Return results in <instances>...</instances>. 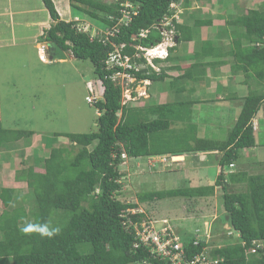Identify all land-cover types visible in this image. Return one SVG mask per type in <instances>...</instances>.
Instances as JSON below:
<instances>
[{"label":"trees","instance_id":"obj_1","mask_svg":"<svg viewBox=\"0 0 264 264\" xmlns=\"http://www.w3.org/2000/svg\"><path fill=\"white\" fill-rule=\"evenodd\" d=\"M42 1L56 22L40 41L59 44L74 55L69 59L90 60L94 65L95 83L103 85L104 97L96 103L100 114L95 131L57 132V136L70 137L72 145H49L51 153L45 157L43 167L24 165L21 170L28 168L26 175L21 176V170H17L19 175L15 181L25 180L28 189L0 187V198L5 205L0 209V264H174L172 258L159 256L141 242L135 227L148 220V215L132 209L139 208L143 202L171 197L195 200L213 197L217 186L223 191L221 204L225 209L218 221L228 223L229 228L237 232V239L231 241L234 236H228V230H223L225 245H216L208 252L206 248L214 244V240L179 234L184 245V263L209 253L214 259L220 258L219 262L205 264H264V168L259 173L235 168L241 151L257 144L254 120L264 102V1L226 21L229 27L219 34L230 39L227 46L220 47L216 40L209 38L200 43L196 31L204 25H212L214 19L197 16L193 22L174 20L180 43L197 39V48L192 53L178 55L174 52L179 45L175 46L165 60L155 59L157 64L172 63L158 70L148 64L145 57H133V61L144 63L140 70H128L137 80L167 83L172 91L188 90L186 84L189 82L205 83L206 78L210 80V71L220 77L222 69L233 71L240 82L248 83L250 79V84L256 86L246 96H237L234 85L230 87L229 83H224L222 87L219 84L229 91L225 100L241 98V102H236L241 104V110L228 138L217 144L212 139L199 138L198 134L189 135L188 139L193 138L195 144L177 148L168 146L167 141L158 144L162 131L171 127L175 117L173 102L123 105V87L111 78L114 71H122L123 67L108 69L106 66L109 54L115 50L112 42L119 46L124 44L122 53L134 56L139 51L137 46L151 47L161 41L163 34L159 23L165 15L173 13L170 9L173 0H70L74 13L95 20L106 31L117 26L123 3L129 1L139 6L132 21L128 25L120 24L119 32L110 36L111 41L106 43L101 35L92 39L89 32L78 30L75 22L62 20L53 0ZM189 4L190 0H184V6L189 7ZM143 29H150L145 37L139 35ZM103 36L106 37V32ZM190 60L192 62L186 64ZM169 70L180 73L174 77ZM169 78L172 80L168 82ZM196 87L194 85L190 90L195 91ZM191 125L195 126L194 123ZM34 133L35 130H12L3 126L0 106V149L4 142L13 143L22 138L29 146ZM45 140L47 144L51 142ZM34 152L27 155V160L39 157L37 148ZM123 153L142 160L160 154L171 157L189 153L199 159L203 153L209 160L217 157L220 172L214 184L141 191L137 194L138 201L134 202L119 197L123 190ZM42 155L43 151L40 158L44 157ZM186 157L191 160V154ZM38 159L34 161L42 163ZM227 168L232 172L226 176ZM237 183L241 186L237 187ZM39 226L58 231L51 237L41 235Z\"/></svg>","mask_w":264,"mask_h":264},{"label":"rangeland","instance_id":"obj_2","mask_svg":"<svg viewBox=\"0 0 264 264\" xmlns=\"http://www.w3.org/2000/svg\"><path fill=\"white\" fill-rule=\"evenodd\" d=\"M55 1L61 19L67 22L80 20L78 26L84 31L90 32L91 38L99 34L103 37V33H108L105 27L95 20L74 13V10L69 8L72 4L68 0ZM103 1L110 2L111 0ZM197 1L200 2V0H196L191 3L192 7H186L184 6V0H181L182 3L179 8L183 10L184 14H180V22H193L197 16L214 18L212 27L203 26L196 31L197 39L200 38L201 43L207 36L208 38H216L219 46L224 47L229 44L230 40L227 37H221L219 30L222 31L227 29V26L229 27L226 21L236 18L237 13L245 12L248 8L257 6L264 0H201L202 3L200 2V4L203 9L198 7L199 2ZM36 2L40 4L41 0H36ZM31 16H35V20L38 18L43 19L41 24L45 28V32L41 31L40 35L46 34L47 29L50 28L53 22H56L47 10L44 14L39 12ZM16 30L19 32L18 27H16ZM10 31L9 27L0 22V36L1 33L10 35ZM215 32H218V34ZM197 39L182 41L174 53L178 55H184L185 52L192 53L197 48ZM39 40L35 41L36 43L34 42L36 48H34V43L29 41H26L24 45L22 42L18 45H7L6 42H3L0 45L1 122L3 126L12 130H35L29 146L24 144L26 141L24 138L13 143H3V147L0 149V187L6 185L19 186L22 189L27 188L25 180L20 179L21 181L16 182L14 179L16 176L18 178L19 172L17 170L20 166L34 164L43 167L45 157H49L51 153L49 145H72L70 137L57 136V132L77 134L97 129L96 121L99 108L86 100V96L89 94L86 82L88 80L96 81L93 63L90 60L71 58L67 59L65 63L51 60L49 63H43L38 56V48L42 43ZM168 64L172 63L163 61L157 65L161 67ZM169 72L174 77L180 73L177 70H169ZM239 74L244 75V72L239 71ZM171 78L168 79V82L172 80ZM237 80L235 73L229 70H225L224 75L220 78L211 77L210 80L206 78L207 86L209 85L208 88L212 94L204 88L205 83L189 82L186 84L189 89L180 92L169 90L167 83L152 84V81H150V85H145V82L141 83L140 81L139 84L141 85L136 84V88H140L138 90V96L140 95V97L129 100V104L144 106L151 103L173 102L175 117L171 127L166 131H162L164 133L161 132L163 135H161L160 142H158L159 145L164 144L166 141V143H169L168 146L172 148L183 147L188 143L195 144L193 138L188 139V137L196 134L199 138L212 139L214 143L218 144L224 142L233 129L235 120L241 110V104L239 103L241 98L238 100H235L237 99L235 98V101L230 98L228 100H215L217 93L224 96L228 95L229 91L222 87H224V83L229 82L232 85L234 84L233 90L236 91L237 96H246L256 88V86L253 87L250 84V79H248V83ZM120 82L123 85L127 83L123 77H121ZM194 85L197 86V89L195 91L190 90V87H194ZM145 86L148 88L147 93L144 90ZM99 90L100 87H98ZM237 101L239 102L236 103ZM191 123H194L195 126H192ZM254 124L257 144L255 147L245 148L241 151L240 158L237 161L238 165L235 167L236 170L248 169L251 173L263 171L264 102L257 118L254 120ZM44 138L51 142L47 144ZM35 148H37L39 157L27 160V155L31 156L35 153ZM39 149L43 151V158H40L41 151ZM22 154L23 156H21ZM189 154H191L193 162L192 167L186 157ZM189 154H185L186 161L184 164H181L183 162H171L170 164L159 162L164 154L143 161L139 160V163H137L139 165L134 160L125 159L124 164L121 166L123 190L119 197L137 202V194L141 191L214 184L217 177L214 170L216 168L208 169L207 161L209 157L200 154L198 159L192 157L194 156L192 153ZM36 159L42 160V163L34 161ZM27 168L26 170L20 169V176L26 175ZM228 170L229 168H227ZM229 173L230 171L226 173V176ZM235 185L237 187L241 186L240 183ZM27 189L25 190L27 191ZM25 190L24 192H26ZM222 193L221 186H217L213 197L195 200L180 196L148 201L140 203L139 208L134 209L133 212L137 210L145 211L149 215V219L156 220L157 227L166 218L179 234L187 233L188 235H197V239L214 240L215 243L208 247L209 251L210 248L216 245L219 247L225 245L223 230L230 227L226 222L218 221V217L224 215L225 212L223 204H221ZM4 207L5 205H3L0 198V209L2 210ZM215 223L218 224H216V230L213 231ZM236 233V231L229 228L228 236H234L231 237L234 239H231L233 242L237 239Z\"/></svg>","mask_w":264,"mask_h":264},{"label":"built area","instance_id":"obj_3","mask_svg":"<svg viewBox=\"0 0 264 264\" xmlns=\"http://www.w3.org/2000/svg\"><path fill=\"white\" fill-rule=\"evenodd\" d=\"M181 1L173 0L171 3V8L175 9V11L171 15H165V17L160 22V27H162L161 31L163 34V38L158 44L152 48H146L142 46H137L139 51L135 52L134 56H130L128 54H123L121 49L124 44L116 45V43L112 42L115 50L111 51L109 54V58L107 59V64L109 67L119 66L123 67V70L117 72V75H122L125 82L134 81L136 79V75L134 73L129 72V69L135 68L136 70H140L141 64L139 65L137 61H133V57L139 58L141 56L145 57L147 61L152 64L155 68L159 69L153 61L154 57L164 56L167 52L163 50L164 47L173 46L177 43L176 29L174 25V18L179 22L181 18V10L179 7L181 5ZM121 17H119V22L117 26L113 27V30H109L106 37H104L103 41L109 42L111 41L110 36L116 35L119 32L120 24L128 25L132 19L133 15L138 14L139 6L132 2H125L122 4V8L120 9ZM115 17V16H114ZM113 16L111 18H114ZM168 26L170 28H168ZM150 32V29H143L139 35L147 36ZM44 51V48L40 49ZM140 50H145L144 52ZM165 53V54H163ZM135 62V63H134ZM129 80V81H128ZM144 82H148V80H144ZM140 88H132L129 84L126 83L125 87V99L123 103L127 102L128 99H135L133 94L134 91L139 92ZM145 90V89H144ZM146 93V90H145ZM94 96L88 97L90 102H95ZM125 156V155H124ZM167 157H163L161 161H167ZM143 211V210H140ZM164 222H167L166 225L156 226V220L144 221L141 224H136V232L140 237L141 242L144 245H147L151 248L152 252H157L159 256H169L173 259L174 264H193L198 262L200 264L205 263H217L219 259L209 258L207 253H203L195 258L194 261L185 262L183 261L184 255V245L181 240V236L176 231V229L168 223V220L165 219ZM198 241H196L197 243Z\"/></svg>","mask_w":264,"mask_h":264},{"label":"crops","instance_id":"obj_4","mask_svg":"<svg viewBox=\"0 0 264 264\" xmlns=\"http://www.w3.org/2000/svg\"><path fill=\"white\" fill-rule=\"evenodd\" d=\"M53 1H54V3L56 2L55 0H53ZM68 1L70 3V0H68ZM195 1L196 0H190L189 7L191 6V3L192 2H195ZM197 2H199V1H197ZM200 2H201V0H200ZM200 2L198 4V7L203 9V7L201 6ZM32 4H33V6H32ZM56 8H57V6H56ZM69 8L71 9V7H69ZM46 10L48 11V13L50 12L48 10V8L45 6V4H44V2L42 0H41L40 4L38 2H36V0H0V22H2V24L6 25V27H9L10 30H11L10 31L11 32L10 35L1 33V36H0V45H2L3 42H6L5 44H7V45H11V44L18 45V43H20V42H22L23 45H24V43L26 41H29L31 43H34L35 41L37 42L38 38H40L42 35H44L43 32H45L44 31L45 28L42 27L43 25L41 24L42 23L41 20H43L42 18L41 19L38 18V19L35 20L34 19L35 16H31V15H33L34 13H39V12H41V13L44 14V12ZM213 25H214V23L212 25H204V26H207V27L208 26H211L212 27ZM16 27L19 28V32H17ZM30 29H31V31H30ZM28 31H30V32L28 33ZM41 31H43L42 32L43 34L40 35ZM220 32H221V30H220ZM215 33L218 34V32H215ZM221 37H227V36H223L221 34ZM205 39H208V36ZM209 39L216 40L217 41V44L219 45L218 40L216 38H210L209 37ZM35 43H34V48H36V44ZM36 53H37V51H36ZM191 62L192 61L190 60V61L186 62V64H190ZM183 66H184V62H183ZM224 71H225V69H222V71H221L222 73L219 76H223L224 75ZM236 76L237 75H235V77ZM208 77L211 78V77H216V76L214 75V72L213 71H210ZM216 78H218V77H216ZM201 84H203V83H201ZM205 84L206 85L204 86V88H206V89L209 90V88H208L209 85L207 86V82H205ZM226 84H228V83H226ZM228 85L230 87H232L234 84L232 85L229 82ZM196 89H197V87H196ZM209 92L211 93L210 90H209ZM223 97H224L223 94H218L217 93V98H215V100H217V99L225 100ZM199 101H201V100H199ZM202 154L203 153H201V155ZM204 155H206V154H204ZM178 156H181V157L184 158L185 157V154L184 155H178ZM184 162L182 164H184ZM189 163H190V165L192 167V165H193L192 160H190ZM207 164L209 166L208 169L215 167L216 168V169H214L216 171L215 173H216V175H218V173L220 172V166L217 164V157L214 158L213 160H209L208 159ZM21 167L22 166H20L19 169H21ZM4 186H6V185H4Z\"/></svg>","mask_w":264,"mask_h":264},{"label":"clouds","instance_id":"obj_5","mask_svg":"<svg viewBox=\"0 0 264 264\" xmlns=\"http://www.w3.org/2000/svg\"><path fill=\"white\" fill-rule=\"evenodd\" d=\"M181 1V0H180ZM70 4H71V1H70ZM71 9H72V6H71ZM170 9L171 10H173V12L175 11V9H172L171 8V6H170ZM183 9H184V6H183ZM184 14V12H182L181 13V15H183ZM167 15H171V14H167ZM62 20H64V19H62ZM174 20L176 21V22H178L175 18H174ZM79 21L80 20H73V21H71V22H75L74 23V25L75 26H77L78 27V30H83L82 28H80L78 25H79ZM67 22V21H66ZM54 23V22H53ZM178 23H182V22H178ZM174 25H175V23H174ZM159 26H160V23H159ZM168 28H169V26H168ZM161 29H162V27H161ZM175 29H176V36H177V43L176 44H174L173 46H169V47H164L163 48V50L164 51H166L167 53L165 54V53H163V54H165L163 57L162 56H158V57H154L153 58V61H154V64L158 67V68H160L158 65H157V63H156V61H155V59L156 58H161L162 60H165L169 55H171V49L172 48H174L175 46H178L179 44H180V42H179V39H178V32H177V28H176V26H175ZM84 31V30H83ZM85 32H88V31H85ZM90 33V32H89ZM100 35V34H99ZM107 35V34H106ZM98 36V35H97ZM96 36H94V37H92V39L93 38H95ZM40 38H38V40H39ZM102 39V41H103V39H104V36L101 38ZM40 41V40H39ZM42 43H41V45H39V48H38V56H39V58H40V60L42 61V62H44V63H49V61L51 60V61H66V60H55V59H51L50 58V55H49V53H48V50H49V48H50V43H53V42H48V41H41ZM158 44V43H157ZM156 44V45H157ZM156 45H154V46H156ZM154 46H151V47H146V48H152V47H154ZM41 48H44V51H41L40 49ZM140 51H142V50H140ZM145 50H143L142 52H144ZM65 52L66 53H68V56L69 57H73L74 55L71 53L70 54V52H68V51H66L65 50ZM69 57H68V59H69ZM138 62V61H137ZM135 63V62H134ZM147 63L148 64H150L148 61H147ZM138 64L140 65L141 64V68L144 66V63H139L138 62ZM150 65H152V64H150ZM106 66H107V68L108 69H111L112 67H109L108 66V64H107V62H106ZM153 66V65H152ZM154 67V66H153ZM155 68V67H154ZM155 69H157V68H155ZM158 70V69H157ZM121 70H117V71H114V73L112 74V76H111V78L112 79H114L115 81H118V82H120V80H121V77H123L122 75H117V72H120ZM144 80H148V82L145 84V85H150L151 83H150V79H142V80H137V77H136V79L134 80V81H129V83L127 82V84H129V86L130 87H132V88H136V84H138V85H141V84H139V82L141 81V83H143L144 82ZM121 83V82H120ZM101 84H102V81H101ZM121 85H122V87H123V99H122V103H123V100L125 99V87H126V85H123L122 83H121ZM86 86H87V89H88V92H89V94L86 96V100L89 102V103H91V104H95L96 105V103L100 100V99H102L103 97H104V88H103V85L101 86L100 84H97L96 85V83H95V81H92V80H88L87 82H86ZM98 87H100V90L98 91ZM145 90H146V93H147V90H148V88H147V86H145ZM138 93L139 92H137V91H134L133 92V94H134V96H135V99L136 98H139L140 97V95L138 96ZM144 95V94H143ZM90 96H94L95 98V102H90L89 100H88V97H90ZM129 100H134V99H128L127 100V102L126 103H123V105H127V104H129ZM99 114H100V111H99ZM125 155V156H124ZM184 155V154H183ZM154 157H159L158 155L157 156H153L152 158H154ZM163 157H167L168 158V160L167 161H161V159L163 158ZM123 158H124V161H125V159H130V160H134L135 162H136V164L137 163H139V160H141V161H143L142 160V158H129L128 157V155L126 154V153H123ZM162 158L161 159H159V162H162V163H171V162H176V163H181V162H184L185 161V157L183 158V159H179L178 158V155H173V156H171V157H169V156H167V155H163L162 156ZM148 159H151V157L150 158H148ZM184 160V161H183ZM123 164H124V162H123ZM182 164V163H181ZM137 165H139V164H137ZM228 171H230V172H232V169H229ZM227 171V172H228ZM134 209H137V208H134ZM134 209H132V211L134 210ZM138 211H140V210H137L136 212H138ZM140 212H145V211H140ZM146 213V212H145ZM147 214V213H146ZM148 215V214H147ZM166 219V218H165ZM151 219H149V215H148V220H145V221H150ZM168 220V219H167ZM166 223L167 222H164V220H162V224L160 225V226H163V225H166ZM168 223H169V221H168ZM170 224V223H169ZM172 225V224H171ZM159 226V227H160ZM228 230H229V228H227ZM231 229V228H230ZM38 231L40 232V234L41 235H47V236H49V237H51L56 231H58V229H49L47 226H39L38 227ZM209 236H210V238H211V233L209 234ZM200 237V236H199ZM207 240H209V239H207ZM208 247H210V246H208ZM208 247L206 248V250L208 251ZM209 252V251H208ZM207 255H208V257L209 258H212V257H210L209 256V253H207ZM212 259H214V258H212ZM217 259H220V258H217ZM222 259V258H221Z\"/></svg>","mask_w":264,"mask_h":264},{"label":"water","instance_id":"obj_6","mask_svg":"<svg viewBox=\"0 0 264 264\" xmlns=\"http://www.w3.org/2000/svg\"><path fill=\"white\" fill-rule=\"evenodd\" d=\"M51 59L55 60H66L68 59V53L57 43H50L48 50Z\"/></svg>","mask_w":264,"mask_h":264},{"label":"bare ground","instance_id":"obj_7","mask_svg":"<svg viewBox=\"0 0 264 264\" xmlns=\"http://www.w3.org/2000/svg\"><path fill=\"white\" fill-rule=\"evenodd\" d=\"M178 158H179V159H182V157H181V156H178Z\"/></svg>","mask_w":264,"mask_h":264}]
</instances>
